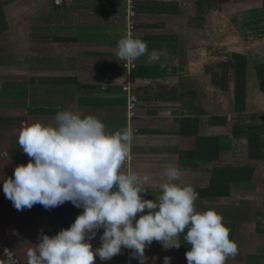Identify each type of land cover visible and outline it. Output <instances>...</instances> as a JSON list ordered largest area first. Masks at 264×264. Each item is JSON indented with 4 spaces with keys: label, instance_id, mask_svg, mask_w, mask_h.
<instances>
[{
    "label": "crops",
    "instance_id": "1",
    "mask_svg": "<svg viewBox=\"0 0 264 264\" xmlns=\"http://www.w3.org/2000/svg\"><path fill=\"white\" fill-rule=\"evenodd\" d=\"M130 23L159 61L118 57ZM60 110L131 127L122 171L150 177L143 198L178 166L196 210H215L230 229L238 253L225 264H264V0H0V180L29 162L21 122L52 124ZM81 211L67 201L17 210L0 183V240L38 243ZM186 231L179 248L153 241L148 264H187ZM131 252L94 264H139Z\"/></svg>",
    "mask_w": 264,
    "mask_h": 264
},
{
    "label": "clouds",
    "instance_id": "2",
    "mask_svg": "<svg viewBox=\"0 0 264 264\" xmlns=\"http://www.w3.org/2000/svg\"><path fill=\"white\" fill-rule=\"evenodd\" d=\"M116 47L118 57L129 64L146 53L150 61L160 59L158 50L149 52L147 43L131 32ZM54 121L21 122L17 142L30 159L0 180L3 193L17 210L36 204L50 209L67 201L82 211L55 235L41 232L38 243L5 248L0 264H94L96 257L108 261L122 248L132 250L139 264H148L145 249L153 241L165 249L179 248L185 230L187 264H225L237 255L223 217L212 209L196 210L199 194L180 182L178 166L164 169L155 199L143 198L150 177L122 171L131 155V127L110 131L98 117L69 110L57 111ZM101 229L100 246L93 249L91 240ZM170 260L165 256L163 264Z\"/></svg>",
    "mask_w": 264,
    "mask_h": 264
},
{
    "label": "built area",
    "instance_id": "3",
    "mask_svg": "<svg viewBox=\"0 0 264 264\" xmlns=\"http://www.w3.org/2000/svg\"><path fill=\"white\" fill-rule=\"evenodd\" d=\"M132 30H133V25L130 23V24L128 25L127 33H128V32H131V34H132ZM5 248L11 250V249L8 247L7 244H5L2 240H0V259L5 258V257H4V249H5Z\"/></svg>",
    "mask_w": 264,
    "mask_h": 264
},
{
    "label": "rangeland",
    "instance_id": "4",
    "mask_svg": "<svg viewBox=\"0 0 264 264\" xmlns=\"http://www.w3.org/2000/svg\"><path fill=\"white\" fill-rule=\"evenodd\" d=\"M255 34H256V35H255L253 38H255V37H256V38H259V35H257V33H255Z\"/></svg>",
    "mask_w": 264,
    "mask_h": 264
}]
</instances>
